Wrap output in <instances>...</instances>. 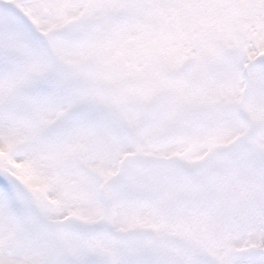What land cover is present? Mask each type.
<instances>
[{
    "label": "rangeland",
    "instance_id": "374dc122",
    "mask_svg": "<svg viewBox=\"0 0 264 264\" xmlns=\"http://www.w3.org/2000/svg\"><path fill=\"white\" fill-rule=\"evenodd\" d=\"M11 12L21 22L6 27ZM189 22L198 56L165 39L186 40ZM261 59L264 0H0V178L13 189L0 194V264H229L239 236L264 230V65L245 109L257 132L203 170L204 186L129 165L108 217L101 188L137 148L194 168L251 133L242 72ZM33 204L49 222L105 226L54 236Z\"/></svg>",
    "mask_w": 264,
    "mask_h": 264
},
{
    "label": "snow or ice",
    "instance_id": "6c2138e0",
    "mask_svg": "<svg viewBox=\"0 0 264 264\" xmlns=\"http://www.w3.org/2000/svg\"><path fill=\"white\" fill-rule=\"evenodd\" d=\"M169 17L166 14L163 18L165 24L168 23ZM20 17L15 12H11L3 18V23L6 27L14 26L20 23ZM184 35L187 37L186 40H178L173 35L165 37L166 41L174 47L185 48L186 54L192 55L193 49H196L195 55H199L204 50L203 48V36L204 33L197 31L194 27V22H189L187 25V31ZM185 45H187L185 47ZM0 194L5 197L13 195V189L9 182L3 178H0ZM238 249L239 254L229 262V264H264V230H261L253 241L247 235L239 236L234 242ZM251 244L252 247L258 249L256 251H249L247 245Z\"/></svg>",
    "mask_w": 264,
    "mask_h": 264
},
{
    "label": "water",
    "instance_id": "95a60500",
    "mask_svg": "<svg viewBox=\"0 0 264 264\" xmlns=\"http://www.w3.org/2000/svg\"><path fill=\"white\" fill-rule=\"evenodd\" d=\"M264 63V60H262V61H255V62H253V63H250L249 65H247L245 68H244V70H243V79H244V83H245V94H244V99H243V101H242V103H241V105H240V109H239V111H240V115H241V117L249 124V122H248V120L245 118V115H244V109H243V105H244V103H245V101L247 100V98H248V95H249V90H250V79H249V70H250V68L251 67H253L254 65H256V64H263ZM250 125V124H249ZM250 138V135L249 136H247V137H243V138H239L230 148H232L233 146H235L236 144H238L239 142H241V141H245V140H248ZM230 148L229 149H227L225 152H227V151H229L230 150ZM225 152H223V153H221L220 155H223ZM219 155V156H220ZM167 163H173L172 161H166ZM174 164V163H173ZM180 167V166H179ZM182 170H184V171H188V172H192V171H197V170H199V169H196V170H188V169H186V168H182V167H180ZM174 199H175V201L176 202H178L179 204H182L183 203V201H184V199H183V197L182 196H179V195H177V196H175L174 197ZM34 211H35V213H36V215L40 218V220L42 221V222H44L50 229H52V230H57V229H59L60 227H65V226H67L69 223H75L76 225H78L79 227H81V228H84V227H87V225H83V226H81L78 222H76V221H74V220H71V219H67V220H65V221H63V222H61V223H58V224H54V225H56V229H54L53 228V224H51V223H49V222H47V221H45V219L42 217V215H41V213L39 212V210L36 208V207H34ZM94 228H97V226H94Z\"/></svg>",
    "mask_w": 264,
    "mask_h": 264
},
{
    "label": "flooded vegetation",
    "instance_id": "af4514ba",
    "mask_svg": "<svg viewBox=\"0 0 264 264\" xmlns=\"http://www.w3.org/2000/svg\"><path fill=\"white\" fill-rule=\"evenodd\" d=\"M146 149V148H145ZM145 149H139L140 150V153L142 155L141 156H136V158L141 161L142 163L146 162V159L148 160V156L150 155L149 153V150L145 151ZM209 176L207 174H204V173H199V174H194L193 175V182L195 183V185H198L199 187H201L202 185L204 186V182L206 181V179L208 178ZM203 195V194H202ZM174 196V195H173ZM173 196L171 197V200H172V205H173V208L175 209H180L181 207H184L185 204L187 203V198L185 199V204L183 206H179L177 205L174 201H173ZM203 198H205V200L207 201V204L209 203L208 202V198L206 196H203ZM213 199V198H212ZM209 206V205H208Z\"/></svg>",
    "mask_w": 264,
    "mask_h": 264
},
{
    "label": "bare ground",
    "instance_id": "6f19581e",
    "mask_svg": "<svg viewBox=\"0 0 264 264\" xmlns=\"http://www.w3.org/2000/svg\"><path fill=\"white\" fill-rule=\"evenodd\" d=\"M32 201H33V199H32ZM34 202V201H33Z\"/></svg>",
    "mask_w": 264,
    "mask_h": 264
}]
</instances>
